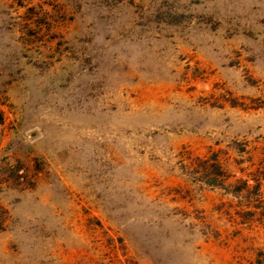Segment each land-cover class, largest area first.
Listing matches in <instances>:
<instances>
[{"label": "rangeland", "instance_id": "374dc122", "mask_svg": "<svg viewBox=\"0 0 264 264\" xmlns=\"http://www.w3.org/2000/svg\"><path fill=\"white\" fill-rule=\"evenodd\" d=\"M0 264H264V0H0Z\"/></svg>", "mask_w": 264, "mask_h": 264}]
</instances>
